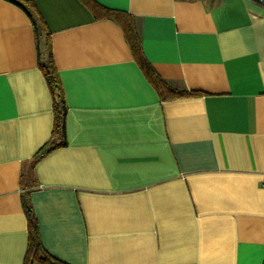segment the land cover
<instances>
[{
	"label": "crops",
	"instance_id": "1",
	"mask_svg": "<svg viewBox=\"0 0 264 264\" xmlns=\"http://www.w3.org/2000/svg\"><path fill=\"white\" fill-rule=\"evenodd\" d=\"M95 1L129 14L154 80L187 93L164 98L121 24L81 0H0V264H24V195L65 264H264V4Z\"/></svg>",
	"mask_w": 264,
	"mask_h": 264
},
{
	"label": "trees",
	"instance_id": "2",
	"mask_svg": "<svg viewBox=\"0 0 264 264\" xmlns=\"http://www.w3.org/2000/svg\"><path fill=\"white\" fill-rule=\"evenodd\" d=\"M14 2L21 3V1L26 2L27 0H13ZM93 13L96 17L109 18L119 22L122 26V29L125 34V38L127 39L131 50L135 57L137 58V62L139 63L141 69L143 70L145 76L153 83L165 92L164 98H175L180 97L186 94V91H179L173 89L166 84L160 82L159 80H154V72L152 68L149 66L148 62L140 55V47L137 33L135 32L132 19L130 15L124 11L107 8L95 0H81ZM35 7V6H34ZM32 16V15H31ZM35 17L32 16V21L36 29V23L40 21L38 15L35 13ZM43 23V22H42ZM47 43V59L44 63L40 64V68L44 74L47 85L52 95L53 99V107L55 112L54 119V129L53 132H64V114L66 111L63 90L61 87L60 79L57 74L56 68L54 66L53 58H52V50L49 35L46 38ZM55 147V144L52 142V139L49 140L35 155L34 160L39 159L44 154L48 153ZM23 210L27 217L28 221V230H29V239H28V248L24 260V264H65L45 253L41 247L39 241V235L36 225V219L34 216L33 208L30 200L25 195L22 199Z\"/></svg>",
	"mask_w": 264,
	"mask_h": 264
},
{
	"label": "built area",
	"instance_id": "3",
	"mask_svg": "<svg viewBox=\"0 0 264 264\" xmlns=\"http://www.w3.org/2000/svg\"><path fill=\"white\" fill-rule=\"evenodd\" d=\"M260 3L264 4V0H259Z\"/></svg>",
	"mask_w": 264,
	"mask_h": 264
}]
</instances>
